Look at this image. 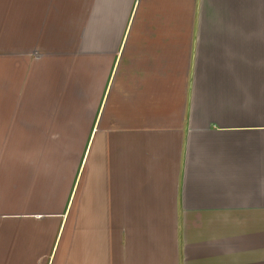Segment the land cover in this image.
Wrapping results in <instances>:
<instances>
[{
    "label": "crops",
    "instance_id": "obj_1",
    "mask_svg": "<svg viewBox=\"0 0 264 264\" xmlns=\"http://www.w3.org/2000/svg\"><path fill=\"white\" fill-rule=\"evenodd\" d=\"M15 5L0 264H264V0Z\"/></svg>",
    "mask_w": 264,
    "mask_h": 264
},
{
    "label": "rangeland",
    "instance_id": "obj_2",
    "mask_svg": "<svg viewBox=\"0 0 264 264\" xmlns=\"http://www.w3.org/2000/svg\"><path fill=\"white\" fill-rule=\"evenodd\" d=\"M7 1H8L9 4L11 3V6H12L13 8L17 7V6L15 5V2H16L17 0H0V13H2L3 19H4V17H5L4 6L6 5ZM36 13L39 14L38 11H37ZM13 15H14V13H13ZM40 16H41V15H40ZM39 22H40V21H39Z\"/></svg>",
    "mask_w": 264,
    "mask_h": 264
}]
</instances>
